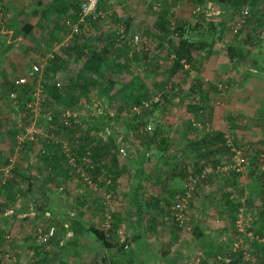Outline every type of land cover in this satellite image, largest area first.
<instances>
[{"label": "rangeland", "instance_id": "1", "mask_svg": "<svg viewBox=\"0 0 264 264\" xmlns=\"http://www.w3.org/2000/svg\"><path fill=\"white\" fill-rule=\"evenodd\" d=\"M1 1H3L2 4L4 1L8 3L7 5L3 4L7 7L8 12L3 18V28L0 29V158L3 159V161L0 160V165L7 161L6 166L1 168V172L4 173V170L8 167L11 170L17 169L19 172L17 180H26V178L23 179L22 175L26 177V173L28 172H37V169L40 167L39 154L42 151H46L47 146L52 145L60 146V149L69 157V160L72 159V155L67 153L71 151L70 148L75 139L80 138L86 129L81 120L87 119V117L89 119L98 116L100 111L102 112L99 103L103 107H107L108 118H110L109 115L111 113L114 114V117L116 114L120 115L117 118L116 125L113 121H110L111 129L106 131L105 136L102 133V137H114L117 134L118 138L120 137V130L122 135L128 136L131 141H138L132 136L134 134L132 130L124 128L126 121L130 117L128 113H119L121 108L120 103L115 101L109 104L106 97L97 99V97H94L97 91H93V94L89 95L88 99L83 96L77 97L78 105H76L75 109L78 110L71 108L70 91L69 89L67 90V83L70 78L77 74L81 66L80 62L75 60L73 53L72 56L70 55V57L65 59V63L59 62L63 63L61 70L56 72L54 76L47 70V67H51L49 61H51L53 51H59V55H62L65 48H56L60 47V45L68 44L71 32L64 25L67 17H59L58 19L55 15H50L44 20L41 17H37L41 9L34 8L30 4L32 0ZM50 1L44 0L47 6L51 3ZM160 1L107 0L105 8L108 11L102 15L103 19L98 24V29L103 35H108L116 29H119L120 33L124 31V27L115 24L113 17L120 20L123 25L128 24L124 40L130 43L129 57L133 52L137 54V57H140L139 62L132 59L130 61L129 57L127 58L130 71H136L145 77L150 89V95L152 96L151 100L153 103H156L152 108L151 115L145 117L147 126H150V135L161 133V139L162 137L167 140L170 138L171 141L174 140V144H176L175 142H179L178 139H180L179 144L185 146L190 141L197 139L198 136H195L194 131L198 130L199 134L209 133L211 135L222 133L225 138L231 140L240 149L237 151L245 157L247 166L236 181V185L229 187V185H226V181L227 179H231V175L228 173L232 168H230L231 157L228 154L216 155L219 157L217 168H214L212 162H208L206 171L202 172L201 175H204L205 178L209 177V175L211 177L214 173H218L215 171H220L225 176L224 178L221 174H218L214 183L208 185L197 182V177H191V173L195 169L194 165L201 167L202 161L195 162L193 158L189 157L184 160L179 158L172 164L168 171V184L177 195L170 207V211H167V208L164 207L163 209L159 207L164 210H161V212H156L157 209L154 210V208L146 211V216L153 217L156 221L150 233L146 234L147 243L150 245L151 253H153V257L156 260L155 262H157L154 264H164L173 259L174 255L180 256V260L175 261V264H200V255L203 253L190 234L192 232L191 229H194L196 226L204 228L205 232L211 237V240L213 242L216 241L218 246L229 244L230 241L234 245L239 246L245 254H248L243 259L245 262H247L245 259H248L250 264H264V251H261L262 246H264L262 244L264 242V228L262 236L256 233L259 227L264 225V191L260 189V186L264 185V139L262 138L264 136L262 134L264 121L261 126L262 121L259 120L260 113L258 111L261 104L264 105V73H255L248 67L243 68L240 65L229 62L225 53L220 50L216 51L208 59L202 60L201 67L196 69V74L192 76L193 78L183 77L181 74L172 81L167 80L163 69L170 64L171 58L167 61L165 52H154V55L150 53L147 63L150 62L151 68H154V66L159 67L156 73L151 72L144 65L141 57V48L143 43L147 41L146 33L149 32L150 18L154 16V9ZM180 2L181 0L175 1L176 4L173 12ZM262 8L264 14V6ZM212 10L215 17L221 16L216 7L212 8ZM108 15H112V19L107 18ZM24 23H30L34 26L39 24L40 28L35 30L37 35L28 39L21 37L14 39V33ZM253 24L257 30L261 27L264 28L263 20L257 21L256 19L255 22L254 19ZM250 25H247V28L242 31L243 34L247 33L249 29L251 31L249 27L252 25ZM81 28V31L88 34L89 28L86 21ZM135 37L138 38L136 44L134 43ZM225 39L227 44L235 41V37L229 30L225 32ZM8 46L12 47L11 50L1 55ZM261 49L262 47L260 46H254L250 48V51L251 54L256 56L261 52ZM37 63L44 65L42 74L38 75L34 81L28 80L27 75L30 69ZM142 69L144 74L142 73ZM126 77H128L126 73L118 76L114 71H109L103 76V83L105 84L108 81L121 83ZM195 78L202 81L203 89L208 93V102L204 105V115L203 117L202 115L199 117V121H197L196 116L190 110V106L198 101V95L189 96L187 93ZM99 80L100 77L96 79L97 82ZM23 81H27V83L23 84ZM50 83H58L61 88L66 89L64 90V96H68L67 101L63 105L56 107H45V101L41 105L35 106L34 93H36V87ZM25 87L29 88L27 92H24ZM213 87L216 88V91L213 90ZM171 88H174V90H170ZM117 89H119V84L112 89L113 93ZM168 91L170 92L168 98L164 99V95ZM22 103H26L25 108H23ZM53 109H57L58 114H55ZM65 111L78 114L81 125L80 130L75 135L62 134L57 136L53 133H47V123L51 121L53 116H56L61 121ZM25 129L31 130L32 134L25 133ZM12 133H15V136ZM34 133H37V135ZM27 141L32 143L30 150L23 147L24 142ZM126 146L127 142L121 144L120 148L125 149L128 156L133 155L131 149H127ZM164 154L166 155V153ZM120 161L122 165L129 166L128 159ZM174 165L177 166L176 169H173ZM253 166H257L255 177L261 178L259 182H253V179L250 178L249 171L253 170ZM71 167L74 169L72 165ZM78 170L82 173L80 168ZM166 170L163 168L160 173L163 174ZM81 175H84V173L80 174V178H83L84 181L86 179L89 180L86 175L83 177ZM84 181L79 180L76 175H72L66 182H63L65 185H62L58 189V192H52V195L47 200V204L53 209L65 211L67 214L74 213L73 210L69 211L66 207L62 208V206L68 207V203H75L76 197L81 196L85 191V195L89 197V200H95L94 196L98 194L99 199H101L100 202L102 201L106 205L107 219L110 212H121L124 209L123 207L126 205L124 194H129L128 186L131 185L125 173L120 179L119 189H116L114 192L111 189L106 191L107 187L97 190L92 187L88 188L84 184ZM220 187H224V191L220 190L218 194H215V189ZM53 188V186L49 187L50 190H53ZM158 188L155 184L149 185L148 196L157 197L158 199L163 197L164 195ZM65 191L67 195H65ZM227 192L242 204V209L237 214L234 229H229L228 222L230 217L223 215L227 213H223L220 208L224 204ZM61 194L64 195L62 196ZM206 195H208L209 199H205ZM218 195L222 197L218 199ZM182 200H184L183 204L185 206L182 212L184 224L183 228L180 227L181 231L176 233L175 228H171L172 225L174 226V222H177L176 218L178 215L173 212V207ZM3 201L4 196L0 194V203H3ZM38 203L44 205L41 199L38 200ZM246 203L251 207L248 211L249 207L247 208L248 205ZM23 204L24 200L19 198L17 201L15 200L14 204H8L6 212L8 214L16 212ZM52 215L46 212L43 216L33 220L31 219L32 213L27 212L21 218H16L12 223L13 230H11L9 243L0 242V254L8 255V258L4 259L0 264H31L33 257L31 253L34 254V251L39 252L40 250L38 249L42 247L47 249L46 246H43L42 242H38L36 229L39 227L44 228L48 225L51 226ZM215 215L217 216L216 218H214ZM87 219L90 224L98 228L102 221L85 215L84 220L87 221ZM63 227L66 228V224H63ZM240 228L243 230V233L238 231ZM223 229H227L228 232H224ZM172 235H175V238ZM55 237V243H59L60 245L71 238L69 231H65L59 225L57 226ZM115 239L121 243L124 239L123 230H117ZM258 241L262 243L260 244ZM87 243L90 246L91 252L86 250L87 254L82 253L84 259L80 258L76 260V257L69 259L68 256L65 262L68 264H98L95 257H100L101 254L97 249L93 250L94 247H97L96 244L98 243L92 238ZM254 243L260 247L258 250L254 248ZM234 245L233 249H235ZM43 248L41 250H44ZM53 248L54 250L56 249L55 247ZM75 251L77 252V248H75Z\"/></svg>", "mask_w": 264, "mask_h": 264}, {"label": "trees", "instance_id": "2", "mask_svg": "<svg viewBox=\"0 0 264 264\" xmlns=\"http://www.w3.org/2000/svg\"><path fill=\"white\" fill-rule=\"evenodd\" d=\"M106 1L101 0L99 2L97 12L100 14L96 19L88 18L86 20L89 28L88 34L81 31L78 35H75L71 46L63 49L64 53L62 55H59V53L55 54L54 58L49 61L51 67H47V70L54 76L56 72L61 70L65 59L70 57V55L72 56L73 53L75 60L79 61L81 66L77 74L70 78L67 83V90L69 89L70 91V103L72 106L68 107L75 109L76 105H78L77 97L83 96L88 99V96L93 94V91H97L96 96H94L97 99L106 97L109 104L115 101L120 103L121 108L119 113H128L130 117L126 121L124 128L132 130L134 132L132 136L138 141H131L128 136L122 135L120 130V137L118 138L117 134L115 135L116 137H102V133L105 136L106 131L111 129L110 121H113L116 125L117 118L120 115L116 114L113 119L108 118L107 107H103L98 102L102 112L98 116L89 119L87 117V119L81 120L86 129L80 138L75 139L71 145V151L67 153L72 155L71 158L75 165L74 169L69 165V157H67L66 153L60 149V146L54 145L47 146L46 151H42L39 154L40 167L37 169V172H28L26 173V177L22 175L23 179L26 178V180H17L19 176L17 169L11 170L7 175L1 172V168L6 166L7 161L0 165V194L4 196L3 203H0V242L9 243L11 230H13V221L16 218H21L27 212L32 213L31 219L33 220L43 216L46 212L49 215L53 214L51 226L44 227L43 231L46 232L51 227L57 229L59 225L65 231H69L71 236V238L64 242V245L55 243L56 237L47 241L43 245L47 249L42 247L44 250H41V248L38 249L40 250L39 252L34 251L31 259V262L35 260L33 264H68L65 262L66 258L70 254L77 256L75 248H85L90 238L98 243L103 250H114L113 252L115 253V257L113 255L111 257L105 256L98 264H147L142 256L135 252V247L137 244V246L141 247V252L148 253L145 255L147 260L155 259V257L151 258L149 249L142 246V244L147 246L146 234L150 233V230L156 223L155 218L146 216V211L154 208V210L157 209L156 212H161L163 207L167 208V211H170V207L177 195L168 184V171L172 164L179 158L184 160L191 157L195 162L202 161L201 167L194 165L195 169L191 173V177H197V182L208 185L214 183L218 174H221L225 178L224 174L220 173V171H215L218 173H214L211 177L209 175V177L205 178L204 176L202 178L201 174L206 171L208 162H212L214 168H217L219 157L216 155L228 154L230 157L232 155L230 148L226 145V138L222 133L212 135L209 133L199 134L197 130L194 131L195 136H198L197 139L190 141L189 144L187 142L188 145L181 146L179 144L180 139H178L179 142H175L176 144H174V140L171 141L170 138L167 140L162 137L161 139V133L150 135L149 131L151 130L142 131L147 127L145 117L151 115L152 108L156 103H153L151 100L152 96L150 95V89L145 77L136 71H130L129 62L127 61L130 54V43L124 40L128 24L123 25L120 20L113 17L117 26L124 27L122 33H120L119 29H116L108 35H103L98 29V24L103 19L102 15L108 11L105 8ZM175 1L161 0L154 9V16L150 18L149 32L146 33L147 41L143 43L141 48V57L144 65L151 72L156 73L159 67L154 66V68H151L150 62L147 63L150 53L154 55V52H165L167 61L171 58L170 64L163 69L167 80L172 81L181 74L183 77L193 78L192 76L196 74V69L201 67L202 60L208 59L216 51L220 50L225 53L229 62L264 73L263 53L260 52L254 56L250 51V48L254 46H262V42L258 39V32L263 27L257 30L253 24L254 19L255 22L256 19L257 21L258 19L263 20V15L257 10V7H259L258 0H181L179 6L173 12L176 4ZM79 4L80 0H53L49 6L40 10V16L44 20L50 15H55L58 19L59 17H69L76 20L75 15ZM214 7L221 13V16L218 18L213 15L212 8ZM245 7L249 8L250 15L246 26L237 34H233L234 19ZM259 8L260 11L263 10V8ZM2 9L3 15L6 16L8 12L7 7L3 5ZM225 15L226 17L224 18ZM111 17L112 15L107 16L109 19H112ZM249 24L252 25L249 27L251 31L249 29L247 33L243 34L242 31ZM38 28H40L39 24L34 26L30 23H24L14 33L13 38L21 37L28 39L35 37L37 35L35 30H38ZM228 30L232 32L235 41L227 44L225 32ZM11 48V46L6 47L1 55L10 51ZM139 58L133 52L129 60L138 61ZM60 61L63 63H59ZM109 71H114L118 76L126 73L128 77L123 79L124 81L121 83L108 81L104 84L103 76ZM142 73L144 74L143 69ZM52 75L51 77H53ZM98 77H100V80L97 82L96 79ZM117 84H119V89L113 93L112 89ZM24 89V92L29 90L28 87ZM64 90L66 89L57 88L54 83L43 85L45 107L63 105L68 98V96H64ZM170 90H174V88ZM213 90L216 91V88L213 87ZM169 93V91L165 93L164 99L168 98ZM187 93L189 96L198 95V101L190 106V110L196 116L197 121H199V117L201 115L203 117L204 115V105L208 102V93L204 91L202 81L197 78L193 79ZM144 102L149 103L147 109H142L141 114L138 116L130 115L132 108L140 106ZM22 106L25 108L26 103H22ZM53 111L55 114H58L57 109H53ZM259 113V120L262 121V126L264 111H260ZM77 117L79 119L78 114ZM65 122H70L71 124L66 126ZM73 122L72 118L63 117L59 121L56 116H53L51 121L47 123V133H53L57 136L62 134L75 135L80 130L81 125L80 121L78 124H74ZM262 134L264 135V126L262 127ZM12 135L15 136V133H12ZM262 138L264 139V136ZM126 142V148H130L133 152V155L128 156L127 154L125 158L129 160V166L122 165L120 160L124 161L125 159L119 157L120 146ZM31 145L32 143L27 141L24 142L23 147L30 150ZM232 146L235 148V151L240 150L233 142ZM0 160L3 161L1 158ZM176 167L174 165L173 169H176ZM78 168L84 173V176L86 175L89 178V182L95 185L96 190L107 187L106 191L111 189L113 192L119 189L120 179L125 173L131 185L128 190L129 194H124V197H126L124 209L121 212H110V215H108L109 219H107L106 205L102 201L100 202L101 199H99L98 194L94 196L95 200H89V197L85 195V191L81 196L76 197L75 203L67 202L68 207L62 206V208L66 207L69 211L73 210L74 213L67 214L65 211L53 209L47 204V200L52 195V192H58V189L62 185H65L63 182H66L72 175H76L79 180L84 181L83 178H80V174L82 173L76 174ZM163 168L167 170L161 174L160 172ZM256 169L257 166L249 171L253 182L261 181V178L255 177ZM228 174L231 175V179H227L226 185L232 187L236 185V181L241 173H237L232 169ZM84 182L89 188L90 186L86 181ZM151 184L158 186V189L164 196L159 199L148 196V187ZM51 186L54 187L53 190L49 189ZM223 188H216L215 194H218L220 190L224 191ZM260 189L264 191V185L260 186ZM65 193L67 195L66 191ZM61 195L63 196L64 194ZM225 196L224 204L220 208L223 213H227L223 215L230 217L228 222L229 229H234L237 214L242 209V204L234 199L229 192ZM221 197L220 195L217 196L218 199ZM19 198L24 200V204L16 212L8 214L6 212L8 204H14L15 200L17 201ZM39 199H41L44 205L38 203ZM205 199H209L208 195L205 196ZM162 203L163 205L161 206ZM159 207H162V209ZM247 208L248 211L251 207L248 205ZM85 215L96 220H102L99 228L90 224L88 219L85 221ZM216 217L215 215L214 218ZM106 222L110 224L108 229L104 227ZM63 224H66L67 227L64 228ZM171 228H175L176 233L181 231L178 222H174V226L172 225ZM263 228L264 225H261L257 230L256 233L259 236H262ZM117 230H123L124 243H119L115 239ZM204 230V228L196 226L194 229H191L192 232L190 233L192 239L203 253L200 255V264H250L249 260L247 262L243 260L245 252L240 247L234 250V243L231 241L229 244H224V247L216 246L215 243L217 242H213L211 237L204 233ZM223 231L228 232L227 229H223ZM172 237L175 238V235H172ZM53 247L56 249L54 250ZM254 248L258 250L260 247L254 243ZM261 251H264V246H262ZM179 258L180 256L176 255V259L174 257L175 260L171 259L164 264H175V261L180 260ZM225 259H229V262L226 263Z\"/></svg>", "mask_w": 264, "mask_h": 264}, {"label": "built area", "instance_id": "3", "mask_svg": "<svg viewBox=\"0 0 264 264\" xmlns=\"http://www.w3.org/2000/svg\"><path fill=\"white\" fill-rule=\"evenodd\" d=\"M100 1L101 0H80L79 8H78V11L75 15L76 20H73L72 18L67 17L64 21L65 27H67L71 32V35L69 36L68 42H67L69 45L68 44L60 45V47H57L56 49L70 47L72 44V41H73V37L75 35H78L81 32V30H82L81 27L84 24V22L88 18L96 19L99 16L100 13L97 12V7H98V4ZM2 8H3V4H2V1L0 0V29L3 28L2 26H3V18H4ZM249 16H250L249 15V8L248 7L243 8L235 19V25L232 27L233 34H237L242 28H244L246 26V22H247V19L249 18ZM258 39L264 45V28L260 32H258ZM137 41H138V38L135 37L134 43L136 44ZM58 52L59 51H56V52L53 51V53L51 54V59L50 58L49 59L52 60L55 56V53L57 54ZM43 68H44V65H42V64L37 63V64L33 65L32 68L30 69L28 75H27V79L31 80V81L36 80L38 75L42 74ZM23 82H24L23 84L27 83V81H23ZM55 85L57 88L61 87L58 83H56ZM35 91H36V93H34L35 102L34 101L33 102H34L35 106H37L38 104L41 105L44 102L43 86L36 87ZM29 106H31V105H29ZM148 107H149V103L144 102L140 106H136V107L132 108L130 115H132V116L137 115L138 116L141 114L142 109H147ZM100 113H101V111H100ZM109 116L111 119L114 118L113 113H111ZM63 117L72 118L74 120V122H73L74 124L79 123V119H78L76 113L65 111L63 114ZM70 124H71L70 122H65L66 126H69ZM149 130H150V126H147L142 131H149ZM142 131H140V133H142ZM24 132L27 134H32V131L31 130L29 131V129H27V130L25 129ZM34 134L37 135V133H34ZM226 145H227V147L230 148V151L232 152V155L230 158L231 159L230 168L235 170L237 173H242L243 169L247 166V161H246L245 157H243V155L239 151H235V148L232 146L231 140H229L228 138H226ZM119 157L123 158V159H125L127 157V152L125 151V149L120 148ZM73 162H74L73 159L69 160L70 166L72 165L74 167L75 165H73ZM10 171H11V168L8 167L4 170V174L7 175ZM77 173H80L79 170H77ZM81 176L83 177L84 175H81ZM201 177L203 178L204 175H202ZM86 181H87L88 185L90 186V188L91 187L93 189L96 188L95 185H92L88 179H86ZM183 201L184 200L177 203L173 207V212H175L176 215L178 214L176 221L179 223V226L182 228H183V224H184V221L182 219L183 218L182 212L185 208ZM104 227H105V229H108L110 227L109 222H106ZM238 231L240 233H243V230L241 228L238 229ZM36 236H37L38 242H42L44 245L47 243V241L55 238L56 229L54 227H51L46 232H44L43 228L39 227L36 229ZM124 242H125V237L121 241V243H124ZM259 243L261 244L262 242H259ZM262 244H264V242ZM234 248H235L234 250H236L239 248V246L234 245ZM247 256H248V254L244 253V258H246ZM7 258H8V255L0 254V262H3L4 259H7ZM245 260L248 261V259H245ZM225 262L228 263L229 259H225Z\"/></svg>", "mask_w": 264, "mask_h": 264}, {"label": "crops", "instance_id": "4", "mask_svg": "<svg viewBox=\"0 0 264 264\" xmlns=\"http://www.w3.org/2000/svg\"><path fill=\"white\" fill-rule=\"evenodd\" d=\"M17 1V0H16ZM52 1L53 0H51L50 2L52 3ZM3 2V1H2ZM13 2H15V1H13ZM258 2H259V4H258V6L259 7H263L264 6V0H258ZM50 3V4H51ZM3 4H8V3H6L5 1H4V3ZM30 4L31 5H33L34 6V8H39V9H42V8H44L45 9V7L47 6V4L44 2V0H32L31 2H30ZM49 4V5H50ZM48 5V6H49ZM259 7H257V10L259 11V13L261 14V15H263V17H262V19H263V21H264V14H263V12L262 11H260V8ZM262 10V9H261ZM37 17H41L40 16V11H39V13L37 14ZM259 20V19H258ZM259 21H262V20H259ZM262 28V27H261ZM260 47H262V49H261V52L263 53V55H264V45H262V46H260ZM241 67H246V66H241ZM251 71H253V72H257V71H254V70H252L251 69ZM257 73H259V74H261L260 72H257ZM258 111L260 112V111H264V105H262L261 104V106L259 107V109H258ZM130 186H128V188H129ZM204 233H206L207 234V232H205V230H204ZM65 243L63 242L61 245H64ZM216 244V246H218V243H215ZM96 248L94 247L93 248V250H95V249H97L98 250V252L101 254V256L99 257V256H97V257H95V259L97 260V262H100L101 261V259L103 258V257H105V256H107V257H111L112 255H113V257H115V253L113 252L114 250H103L102 249V247L99 245V244H96ZM142 246H143V248H147V249H149V252H150V254H151V258H153V253H151V248H150V245L149 244H147V246L146 245H144V244H142ZM219 247H223V246H219ZM141 249V247L140 246H137V244H136V247H135V252L136 253H139L140 254V256H142V258L146 261V263L147 264H154V263H157V262H155L156 260L155 259H153V260H150V259H148L147 260V258H146V254H148V253H143V252H141L142 250H140ZM90 251L91 252V249H90V246H89V244L85 247V248H77V256L76 255H74L73 256V254H70L69 255V259H72V257H76V260H78V259H80V258H82V259H84L83 258V256H82V253H85V254H87V251ZM149 254V255H150ZM31 255H33L32 253H31ZM97 255V254H96ZM144 256H145V258H144ZM176 255H174V257H175ZM71 257V258H70ZM174 257H173V259H174ZM107 259V258H106ZM175 259H176V257H175ZM174 259V260H175ZM119 260H122V259H119ZM32 264L33 263H35V260H33L32 262H31Z\"/></svg>", "mask_w": 264, "mask_h": 264}]
</instances>
